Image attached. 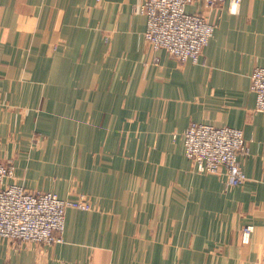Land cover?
I'll use <instances>...</instances> for the list:
<instances>
[{
  "label": "crops",
  "instance_id": "crops-1",
  "mask_svg": "<svg viewBox=\"0 0 264 264\" xmlns=\"http://www.w3.org/2000/svg\"><path fill=\"white\" fill-rule=\"evenodd\" d=\"M143 1L0 0L8 182L84 195L92 207L66 211L61 243L0 238V264H264V114L250 90L264 67V0H243L236 14L225 3L188 5L214 25L195 64L145 41ZM20 123L43 133L47 155L65 166L43 172L35 157L46 150L15 142ZM191 123L242 131L241 186L226 187L224 168L202 174L186 159Z\"/></svg>",
  "mask_w": 264,
  "mask_h": 264
},
{
  "label": "built area",
  "instance_id": "built-area-1",
  "mask_svg": "<svg viewBox=\"0 0 264 264\" xmlns=\"http://www.w3.org/2000/svg\"><path fill=\"white\" fill-rule=\"evenodd\" d=\"M243 0H144L136 11L146 20L144 39L152 49L164 50L180 63H197L208 45L214 25L202 15L189 13L190 4L207 7L227 4L236 14ZM250 90L255 96L254 111L264 114V67H256L250 75ZM184 155L197 172L216 174L225 169L226 187H238L246 181L240 158L248 148L240 129L191 123L182 134ZM14 175L10 163L0 161V238L12 244L32 243L50 246L62 242L68 209L89 211L84 195L63 199L49 191H31L9 183ZM251 225L242 228V243L248 244Z\"/></svg>",
  "mask_w": 264,
  "mask_h": 264
},
{
  "label": "rangeland",
  "instance_id": "rangeland-1",
  "mask_svg": "<svg viewBox=\"0 0 264 264\" xmlns=\"http://www.w3.org/2000/svg\"><path fill=\"white\" fill-rule=\"evenodd\" d=\"M2 104V103H1ZM21 111L23 112V110H18V113L21 115ZM43 109L40 108V109H36L35 110V113H38L39 115H42ZM30 114V112H29ZM28 114V115H29ZM21 117V116H20ZM27 118V117H26ZM26 118L24 120V122L26 121ZM35 119H36V116H35ZM27 124V123H26ZM28 125H23L22 123H20L18 125V127L20 128H16V132L19 137L16 138V143L17 142H23L25 143V146H27L28 144H33L34 146H38V150H46V146H45V143L46 141L43 140L44 139V134L43 133H40L39 131H37L36 129H31L29 127H27ZM37 126V125H36ZM30 137V138H29ZM28 139V140H26ZM39 143V144H38ZM18 145V144H17ZM24 145V144H22ZM21 145V147H22ZM20 147V151L22 150V148ZM47 151H48V147H47V150H46V154L45 155H38V157H35L36 158V163H39V167L42 168V171L43 172H46V173H49V172H56L57 169L61 168V167H64L65 165L62 163H59L57 161L58 158H60L61 156H52L51 157L49 155H47ZM51 151V150H50ZM73 158V157H72ZM38 159V160H37ZM7 162V161H6ZM8 163V162H7ZM11 163V162H10ZM22 166H23V163H21ZM13 170H14V167H13ZM45 174V173H44ZM75 180V179H74ZM55 181V179H54ZM76 193L79 192V194L81 193L78 189L75 190ZM54 193V192H53ZM92 208V207H91Z\"/></svg>",
  "mask_w": 264,
  "mask_h": 264
}]
</instances>
